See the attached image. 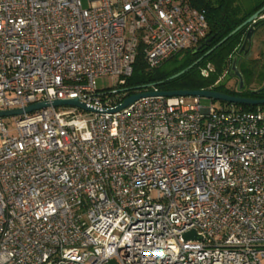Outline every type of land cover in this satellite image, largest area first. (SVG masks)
<instances>
[{
    "label": "built area",
    "instance_id": "2783aa9c",
    "mask_svg": "<svg viewBox=\"0 0 264 264\" xmlns=\"http://www.w3.org/2000/svg\"><path fill=\"white\" fill-rule=\"evenodd\" d=\"M207 31L188 0H0V111L92 109L0 117V264H264V108L110 112L122 101L97 86Z\"/></svg>",
    "mask_w": 264,
    "mask_h": 264
},
{
    "label": "trees",
    "instance_id": "16d2710c",
    "mask_svg": "<svg viewBox=\"0 0 264 264\" xmlns=\"http://www.w3.org/2000/svg\"><path fill=\"white\" fill-rule=\"evenodd\" d=\"M188 2L192 7L205 11L208 31L204 40L200 42L201 44L207 43L205 48L199 49V45H196L181 50L153 68L148 66L141 53H137L130 76L124 78L123 81H118L114 87L98 90L113 97L115 102L122 101L131 94L153 88L160 91L212 89L231 95L264 98V88L255 92H244L228 89L220 83V77L223 74L232 75L230 67L235 56L239 71L244 78V72L241 70L242 60L238 57V53H240L238 49L251 23L242 26L214 50L203 56L256 11L262 9L259 17L264 16V2L243 13H240L241 10L235 6V0H188ZM262 25H264V18H260L255 23V32ZM194 62L195 64L191 68L173 77ZM207 65H210L212 69L208 71L207 75H203L202 70ZM221 103L232 105L226 102ZM237 107L250 111L257 107L264 108V105H237Z\"/></svg>",
    "mask_w": 264,
    "mask_h": 264
},
{
    "label": "water",
    "instance_id": "95a60500",
    "mask_svg": "<svg viewBox=\"0 0 264 264\" xmlns=\"http://www.w3.org/2000/svg\"><path fill=\"white\" fill-rule=\"evenodd\" d=\"M262 9L256 11L251 16H249L245 21H243L239 26H237L231 33H229L225 38H223L221 41H219L216 45H214L212 48H210L203 56L210 53L212 50H214L217 46H219L223 41H225L229 36H231L235 31L240 29L242 26L246 24H250L249 29L244 35V38L242 40V43L238 49L239 52L243 51L244 54L248 53L251 44H252V38L256 31L255 23L257 20L260 19L259 13ZM248 45L247 48L245 46ZM198 49V48H197ZM195 64L192 63L187 68L183 69L179 73H176L174 76H177L178 74L185 72L189 68H191ZM230 73L236 77L239 81V89L243 86V76L239 71L238 68V62L237 57H233L231 67H230ZM148 96H163V97H174V96H182V97H204L209 98L212 100H218L220 102H226L230 104H236V105H251V106H258V105H264V98H253V97H246V96H238V95H231L224 92L212 90V89H201V90H170V91H160V90H144L140 91L134 94H131L127 97H125L120 104H118L114 109L110 110V112H116L123 108L128 107L136 100L148 97ZM49 106L53 107H63V106H76L81 109L85 110H92L91 108L87 107L84 102L79 101L77 98H70V99H56L52 101H39L33 104H30L24 108H17V109H11V110H3L0 111V117H8V116H14V115H22L23 113H30L35 110H39L42 108H46ZM195 238V232L189 231L184 234V239H194Z\"/></svg>",
    "mask_w": 264,
    "mask_h": 264
},
{
    "label": "rangeland",
    "instance_id": "374dc122",
    "mask_svg": "<svg viewBox=\"0 0 264 264\" xmlns=\"http://www.w3.org/2000/svg\"><path fill=\"white\" fill-rule=\"evenodd\" d=\"M264 2V0H235V6L241 10L240 13L247 11L249 8ZM83 6H87V0H82ZM260 18H264L261 16ZM241 70L244 72L243 86L239 89V81L236 77L225 73L220 77V83L224 87L231 90H242L244 92H255L264 88V25H262L257 32L254 33L252 44L248 53L242 59ZM97 86L100 90L114 87L117 82V77L99 76L97 79ZM187 101L192 100V97H185ZM203 106L213 105L214 107H224L228 109L238 108L237 105L222 104L218 100L209 98H201ZM6 124L10 129L14 127L15 117L8 116L5 118ZM14 134V132H12Z\"/></svg>",
    "mask_w": 264,
    "mask_h": 264
},
{
    "label": "flooded vegetation",
    "instance_id": "af4514ba",
    "mask_svg": "<svg viewBox=\"0 0 264 264\" xmlns=\"http://www.w3.org/2000/svg\"><path fill=\"white\" fill-rule=\"evenodd\" d=\"M198 45H199V49H200V48L202 49L203 47L205 48V47L207 46V43H204V44H201V43H200V44H198ZM247 47H248V45L245 46V48H247ZM246 54H247V53H246ZM246 54H244L243 51H241L240 53H238V57L242 60L243 57H244Z\"/></svg>",
    "mask_w": 264,
    "mask_h": 264
}]
</instances>
